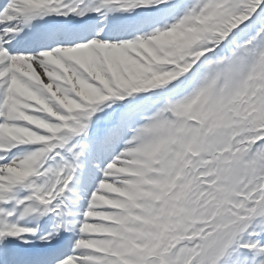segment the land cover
<instances>
[{
    "label": "snow or ice",
    "instance_id": "obj_1",
    "mask_svg": "<svg viewBox=\"0 0 264 264\" xmlns=\"http://www.w3.org/2000/svg\"><path fill=\"white\" fill-rule=\"evenodd\" d=\"M0 264H264V0H0Z\"/></svg>",
    "mask_w": 264,
    "mask_h": 264
}]
</instances>
